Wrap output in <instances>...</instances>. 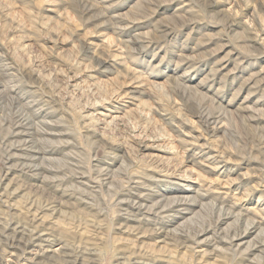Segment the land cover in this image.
<instances>
[{"label":"rangeland","instance_id":"1","mask_svg":"<svg viewBox=\"0 0 264 264\" xmlns=\"http://www.w3.org/2000/svg\"><path fill=\"white\" fill-rule=\"evenodd\" d=\"M0 264H264V0H0Z\"/></svg>","mask_w":264,"mask_h":264}]
</instances>
